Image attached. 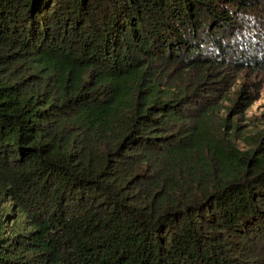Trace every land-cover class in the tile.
I'll return each instance as SVG.
<instances>
[{
	"label": "trees",
	"instance_id": "trees-1",
	"mask_svg": "<svg viewBox=\"0 0 264 264\" xmlns=\"http://www.w3.org/2000/svg\"><path fill=\"white\" fill-rule=\"evenodd\" d=\"M245 74L264 0H0V264H264Z\"/></svg>",
	"mask_w": 264,
	"mask_h": 264
},
{
	"label": "rangeland",
	"instance_id": "rangeland-1",
	"mask_svg": "<svg viewBox=\"0 0 264 264\" xmlns=\"http://www.w3.org/2000/svg\"><path fill=\"white\" fill-rule=\"evenodd\" d=\"M243 82H248L250 84L254 83L250 88L254 90L257 98L246 110L234 111L233 109L230 117L233 122L239 123L240 132L251 135L264 129V74H245L242 76L240 84ZM226 106L229 107L230 105Z\"/></svg>",
	"mask_w": 264,
	"mask_h": 264
}]
</instances>
